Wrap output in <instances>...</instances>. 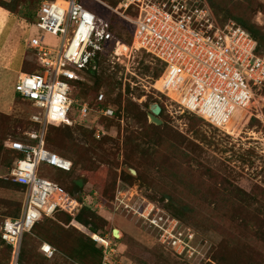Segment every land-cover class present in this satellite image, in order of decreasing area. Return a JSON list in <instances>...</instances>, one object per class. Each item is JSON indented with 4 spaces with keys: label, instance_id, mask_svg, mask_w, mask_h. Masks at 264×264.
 Masks as SVG:
<instances>
[{
    "label": "rangeland",
    "instance_id": "1",
    "mask_svg": "<svg viewBox=\"0 0 264 264\" xmlns=\"http://www.w3.org/2000/svg\"><path fill=\"white\" fill-rule=\"evenodd\" d=\"M45 1L55 0H0L4 5L0 7L7 11L14 25V38L0 40V104H3L0 178L4 180H9L11 155L3 144L11 138L27 140V132L39 129L32 120L39 110L30 100L20 98L15 90L21 75L19 64L10 66L8 58L16 48L25 49L21 70L33 68L35 53L26 46L30 29L31 36L43 38L45 45L55 51L62 44L59 36L48 34L32 21ZM81 1L100 17L111 18L117 34L133 46L132 23L109 10L105 5L109 0ZM193 5L211 8L219 25L235 22L231 14L246 20L251 16L250 21L264 32V0H201ZM118 9L123 11L120 6ZM126 13L134 18L138 16L133 10ZM135 47L120 60L108 54L99 67L103 82L97 91L109 99L115 116L105 123L99 121L100 115L95 111L85 120L80 118L75 107L78 94L90 101L96 94L88 92L92 82L86 78L89 87L85 85L84 92L76 87L69 93L74 102L71 119L75 122L70 127L53 130L52 134L64 142L65 149L79 162L70 178L82 181L80 198L85 199V206L95 214L98 232H106L113 240L114 264H219L218 258L226 250L234 264H264V241L254 235L264 225V86L253 87L254 97L246 109L237 111L224 126H214L181 108L178 93L163 89L168 82L159 76L164 67L162 62ZM154 104L161 107L158 117L163 122L159 125L148 116ZM97 123L108 131L106 143L101 144L90 136L89 130L94 131ZM151 125L161 127L155 129ZM136 131L141 135L132 142L130 139L136 136ZM131 151L132 159L128 161L126 157ZM88 160L93 166L85 169L83 161ZM123 170L136 177L132 184L123 180ZM65 174L46 163L38 169L39 177L51 180ZM24 199L22 191L14 186L0 184V227L15 212L16 202ZM122 200L136 210L126 209ZM145 208H153L152 215L175 214L185 227L196 233L201 255L196 258L180 255L162 243L160 230L136 212ZM58 222L54 228L61 240L71 241L77 236L64 218ZM72 224L89 235L77 222ZM115 229L120 232L119 238L113 233ZM236 236L240 237L239 246L234 243ZM38 244L35 236H28L27 251L32 264H69L62 255L54 260L44 259Z\"/></svg>",
    "mask_w": 264,
    "mask_h": 264
},
{
    "label": "built area",
    "instance_id": "2",
    "mask_svg": "<svg viewBox=\"0 0 264 264\" xmlns=\"http://www.w3.org/2000/svg\"><path fill=\"white\" fill-rule=\"evenodd\" d=\"M119 0V10L109 3V10L134 25L130 47L120 42L112 51L120 60L131 48L142 49L165 64V90L174 89L181 108L195 113L214 126H224L234 114L246 109L255 89L264 86V52H256V41L236 22L219 25L208 6L195 8L201 0ZM138 12L137 18L126 11ZM36 26L50 35L59 36V50L45 45L43 38L32 37L29 47L44 68L41 73L23 72L15 84L16 92L30 100L39 112L32 120L40 124L38 130L27 132V140L9 139L7 146L20 154L15 158L7 178L25 188L22 213L5 219L0 236L10 247L9 260L3 264H25L22 244L26 233L44 217L57 211L75 216L86 201L69 193L54 180L39 177L42 163L64 171L73 167L72 160L46 147L47 127L50 123L73 124L71 113L74 102L69 96L70 79H80L81 71L89 66L97 51L115 39L108 20L89 10L78 0L45 1L40 7ZM133 43V44H134ZM105 100L99 93L97 101ZM78 102V101H77ZM79 104V116L85 120L92 111L109 118L115 110L108 104L91 107ZM108 131L99 123L94 137L101 139ZM118 199V198H117ZM131 211L135 208L121 201ZM153 208L138 209L140 217L160 230L161 241L180 255L196 258L201 255L196 233L179 219ZM92 238L103 250L101 264H114L115 248L107 235L93 233ZM47 258L56 249L47 242L40 246ZM74 264H80L75 262Z\"/></svg>",
    "mask_w": 264,
    "mask_h": 264
},
{
    "label": "trees",
    "instance_id": "3",
    "mask_svg": "<svg viewBox=\"0 0 264 264\" xmlns=\"http://www.w3.org/2000/svg\"><path fill=\"white\" fill-rule=\"evenodd\" d=\"M59 1H61V0H59ZM78 1L83 3L81 0H78ZM110 2L111 1L109 0V4H110ZM106 3H108V2H106ZM111 3L113 4V6L119 7V0H112ZM0 5H1V3H0ZM1 6H4V5H1ZM85 7H87V6L85 5ZM39 11H40V8L33 15V18H32L33 22L34 21L36 22V20L38 18ZM92 11L94 12L93 9H92ZM231 16L234 19V21L238 25H240L242 28L247 30L251 34L253 39L256 41V44H257L256 52L257 53L264 52V32L262 31V29L260 27L255 26L250 21L251 16L249 18H247L248 20H246L245 17L239 16V15L231 14ZM106 19L110 23V30L115 35V39L111 40L107 44H104V47L102 48V50L97 51L96 55L90 61L89 66L81 71L80 74H81L82 78L68 80V82L71 86V92L70 93H72L73 88H76V87H79L84 92L85 85H87L89 87V84L87 82L88 80L86 78H88L89 80L91 79L90 81L92 82V84L90 85L91 87H90V90L88 89V92L89 93L90 92L96 93L94 95V99L92 101H90V99L85 100V99H82V97L80 98L79 94H78V99L76 98L78 103L88 102L91 107H97L98 105L106 107L108 104H110L109 99L107 100L106 97H105V100L101 103H99L97 101L98 95H99V93H101V92L97 91V88H99V86L103 82V79L99 76V67H100L101 63L105 59H107V57H108L107 55L111 54L112 51L118 46V44L120 42L126 43L124 41V39L122 38L121 34L118 35L117 32L115 31L114 25L112 23V19L111 18H106ZM121 19H123V18L121 17ZM123 20H125V19H123ZM132 26L133 27H132V33L131 34H132V40H133L134 25L132 24ZM129 42H131V41H129ZM126 44H128V43H126ZM128 45H130V44H128ZM34 56H35V62L32 65L33 68L27 69L25 71L23 70L24 72L41 73L44 70V68L39 65L35 54H34ZM162 64L164 67H163L162 71L160 72L159 76H163V74L165 72V64L164 63H162ZM18 96L20 98H24L19 94H18ZM32 105H33V103H32ZM75 107L79 113V108H78L79 104H76ZM195 115H197V114H195ZM69 116L71 118V113L69 114ZM197 116H199V115H197ZM199 117H201V116H199ZM106 120L110 121V118L103 116V115L99 116V121L101 123L102 122L105 123ZM33 123L38 125V128L40 127L39 123H37V122H33ZM70 126H72V124L50 123L47 127V133H46V147L48 149L58 153L62 157L72 160V162H73L72 169L70 171H64V170L59 169V170L65 172L66 174L62 177H54V181L59 183L62 187H64L72 195L78 196L79 193L81 192L82 187H80L77 184L76 179H72L70 177L74 172L75 165H77L79 162H78V160H74V158L70 154V152L67 149H65L63 141H60V140H58L52 136L53 130H59L61 128L70 127ZM151 126L154 127L155 129L161 127V125L160 126L151 125ZM89 131H90V136L92 137V139L95 141H98L101 144L106 143V141L109 138V136H104L101 139H96L94 137V131L92 129H90ZM139 133L140 132L136 131L135 132L136 136H134L132 139H130V141L133 142V140L135 141V139L137 137L139 138L141 135ZM125 146L127 147L129 145L126 144ZM3 147L11 155V160L8 163L10 166H12L15 158L20 157L21 155L12 151L11 149H9V147L7 146V143H4ZM132 149L135 150V148L132 145H130V150H132ZM134 150H132V151H134ZM132 151H131V154L130 155L128 154V156L126 157L128 161L132 159ZM88 162H89V160L83 161V163L85 165L84 166L85 169H88V168L90 169L93 166V165L90 166L91 164L89 165ZM136 167L139 169L138 163L136 164ZM121 176H122L123 180L125 182H127L128 184H132L133 181L136 179V177H134L129 171H126V170L122 171ZM69 178H70V180H69ZM0 184L1 185L2 184L3 185L9 184V186H14L17 190L22 191V193H24V191H25V188L22 185H20L16 182H13L12 180H4V179L0 178ZM85 207H87V206H84L75 216H71L70 214H68L64 211H57L53 217H44L42 220L38 221L34 225L32 231L29 233H26L24 235L23 244H22V256H21L22 261L25 264H32L33 263L32 262L33 260H31L32 258L30 256L31 254L27 251L28 236L33 235V236H35V238H37V243H39L38 244L39 253L46 260H50V259L54 260L57 256L62 255L68 259L69 264H74L75 262L80 263V264H101L102 258H103V250L97 244V242L94 241V239L92 238V234L93 233H99L101 235H106L105 234L106 232H104V231L98 232L99 224L95 222V217H96L95 214H93L89 210L88 207L87 208H85ZM183 207H184V209H186L185 206H183ZM21 213H22V202L21 203L16 202L15 212L12 215L7 216V218L19 217L21 215ZM174 215L172 214L171 216L178 218L177 216H174ZM7 218H5V219H7ZM61 218H64L66 221L65 223L69 224V227H71L72 232L75 231L77 233V236L72 238L71 241L66 240V239L61 240L62 237L58 234L57 235L55 234L54 226L59 223L58 220H61ZM100 219H102V218H100ZM73 221L77 222L85 230L87 229L89 231V235L86 232H84L82 230L80 231L76 227H74V225L72 224ZM102 221L105 222L104 220H102ZM180 222L183 223L182 220H180ZM71 225H73V226H71ZM254 235L256 238L260 237L264 241V225H261V228H259L258 230H256L254 232ZM235 238H236V240L234 241V243L236 246H239L240 237L236 236ZM43 242L49 243L50 245H52L56 249L53 257L47 258L45 256L44 252L40 248V246ZM10 250H11V247L4 240H2V238L0 236V264L6 263L9 260V256H10V252H11ZM222 253L223 254L218 258L219 264H234L233 263L234 260H232L230 254L228 257L229 250L222 251Z\"/></svg>",
    "mask_w": 264,
    "mask_h": 264
},
{
    "label": "crops",
    "instance_id": "4",
    "mask_svg": "<svg viewBox=\"0 0 264 264\" xmlns=\"http://www.w3.org/2000/svg\"><path fill=\"white\" fill-rule=\"evenodd\" d=\"M6 13H7V11L5 9H3L2 7H0V30L2 29L0 31V40H1V38L5 39V40H9V38L12 40L14 38V34H13L14 25H11L12 19L9 18ZM30 33H31V29L27 35V41H26L27 48H30L29 43H30L31 38L37 37V36H31ZM24 54H25V49L20 50L19 48L18 49L16 48L14 55L12 57L8 58L10 60L9 61L10 66H13L15 62H18L20 74L23 73L21 68H22V62H23V55ZM0 109H3V104H0Z\"/></svg>",
    "mask_w": 264,
    "mask_h": 264
},
{
    "label": "water",
    "instance_id": "5",
    "mask_svg": "<svg viewBox=\"0 0 264 264\" xmlns=\"http://www.w3.org/2000/svg\"><path fill=\"white\" fill-rule=\"evenodd\" d=\"M160 112H161V107L159 104H154L153 106H151V112L148 113V116L152 123L157 124V125L162 124L163 121L158 117V114ZM77 184L79 186L83 185L82 181H77ZM116 232H117V229L113 231L115 236H116Z\"/></svg>",
    "mask_w": 264,
    "mask_h": 264
},
{
    "label": "bare ground",
    "instance_id": "6",
    "mask_svg": "<svg viewBox=\"0 0 264 264\" xmlns=\"http://www.w3.org/2000/svg\"><path fill=\"white\" fill-rule=\"evenodd\" d=\"M133 46H136V43H134ZM120 236H121V235H120V232L117 231V232H116V237L119 238Z\"/></svg>",
    "mask_w": 264,
    "mask_h": 264
}]
</instances>
